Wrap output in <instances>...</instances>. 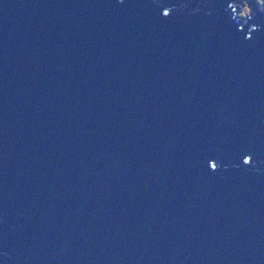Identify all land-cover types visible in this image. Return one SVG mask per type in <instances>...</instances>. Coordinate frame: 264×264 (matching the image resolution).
I'll return each mask as SVG.
<instances>
[{
  "label": "water",
  "instance_id": "obj_1",
  "mask_svg": "<svg viewBox=\"0 0 264 264\" xmlns=\"http://www.w3.org/2000/svg\"><path fill=\"white\" fill-rule=\"evenodd\" d=\"M234 0H0V264H264V13Z\"/></svg>",
  "mask_w": 264,
  "mask_h": 264
},
{
  "label": "rangeland",
  "instance_id": "obj_2",
  "mask_svg": "<svg viewBox=\"0 0 264 264\" xmlns=\"http://www.w3.org/2000/svg\"><path fill=\"white\" fill-rule=\"evenodd\" d=\"M238 5H240L239 18L241 20H245L249 16V10L254 8L253 11H255L256 8L261 5V3L258 4L257 1L252 2L251 0H239Z\"/></svg>",
  "mask_w": 264,
  "mask_h": 264
},
{
  "label": "clouds",
  "instance_id": "obj_3",
  "mask_svg": "<svg viewBox=\"0 0 264 264\" xmlns=\"http://www.w3.org/2000/svg\"><path fill=\"white\" fill-rule=\"evenodd\" d=\"M252 2H254V1H257V0H251ZM238 2H239V0L238 1H236V4L238 5ZM253 5V4H252ZM253 9L254 8H252V9H250L249 10V14L248 15H250L251 13H255V12H258V13H264V3L262 2L261 3V5L259 6V7H257L256 8V10L255 11H253ZM240 16V14L238 13V17Z\"/></svg>",
  "mask_w": 264,
  "mask_h": 264
},
{
  "label": "trees",
  "instance_id": "obj_4",
  "mask_svg": "<svg viewBox=\"0 0 264 264\" xmlns=\"http://www.w3.org/2000/svg\"><path fill=\"white\" fill-rule=\"evenodd\" d=\"M237 0H234V3L236 2ZM264 3V0H257V3L260 4V3Z\"/></svg>",
  "mask_w": 264,
  "mask_h": 264
}]
</instances>
